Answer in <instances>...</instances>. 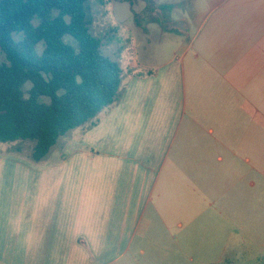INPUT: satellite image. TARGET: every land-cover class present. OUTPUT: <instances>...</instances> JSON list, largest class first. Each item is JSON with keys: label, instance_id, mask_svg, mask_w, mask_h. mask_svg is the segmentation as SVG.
<instances>
[{"label": "crops", "instance_id": "obj_1", "mask_svg": "<svg viewBox=\"0 0 264 264\" xmlns=\"http://www.w3.org/2000/svg\"><path fill=\"white\" fill-rule=\"evenodd\" d=\"M115 1L130 3L113 9L129 50L103 46L118 97L48 161L0 147V264H138L161 246L153 218L180 246V213L161 204L186 170L215 185L239 163L263 170L264 0Z\"/></svg>", "mask_w": 264, "mask_h": 264}, {"label": "trees", "instance_id": "obj_2", "mask_svg": "<svg viewBox=\"0 0 264 264\" xmlns=\"http://www.w3.org/2000/svg\"><path fill=\"white\" fill-rule=\"evenodd\" d=\"M86 6L87 0H0V143L32 142L35 162L119 95L123 70L103 52Z\"/></svg>", "mask_w": 264, "mask_h": 264}, {"label": "rangeland", "instance_id": "obj_3", "mask_svg": "<svg viewBox=\"0 0 264 264\" xmlns=\"http://www.w3.org/2000/svg\"><path fill=\"white\" fill-rule=\"evenodd\" d=\"M122 6L130 7V3L87 0L86 10L92 32L102 37L104 44H111V41L114 47L120 46L123 50H129L124 28H116L117 23L113 16V9L121 8V16L125 18L127 13ZM66 40L74 43L70 36H67ZM42 49L43 45L40 44L38 51L41 52ZM103 52L106 53L104 48ZM4 61L5 55L0 50V63ZM30 87L29 82L26 88ZM79 130L78 127L71 132ZM70 134L69 132L61 137L42 162L48 161L51 154L57 151V147L64 145ZM20 142L27 149L33 148L32 142ZM4 144L7 143H0V147ZM261 163L263 170H254L239 163L230 173L219 172V180L216 183L218 185H215L214 175L210 171L186 170L184 184L180 187L169 186L167 202L163 201L161 204L166 212L180 213L179 220L184 223V231L179 235L180 246L165 232L162 223L153 218L154 232L151 233L164 234L163 237L154 236L161 246L148 250L145 256L139 254L138 264H264V157ZM198 178L202 180L201 188L195 181ZM241 178L244 181L239 183L233 192V199L228 204L224 197L221 202L213 203L214 198L225 194L224 179L237 183ZM251 181H255L256 186H251ZM231 195L229 194L230 197ZM174 196H179V203L174 202ZM197 198L200 200L199 204L195 203ZM129 261L127 256L119 264H130Z\"/></svg>", "mask_w": 264, "mask_h": 264}]
</instances>
